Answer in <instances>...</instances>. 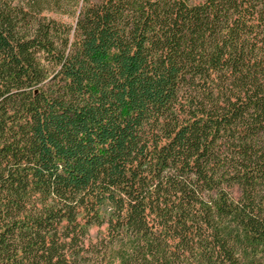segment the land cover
I'll use <instances>...</instances> for the list:
<instances>
[{
    "label": "trees",
    "instance_id": "obj_1",
    "mask_svg": "<svg viewBox=\"0 0 264 264\" xmlns=\"http://www.w3.org/2000/svg\"><path fill=\"white\" fill-rule=\"evenodd\" d=\"M0 264H264V0H0Z\"/></svg>",
    "mask_w": 264,
    "mask_h": 264
},
{
    "label": "rangeland",
    "instance_id": "obj_2",
    "mask_svg": "<svg viewBox=\"0 0 264 264\" xmlns=\"http://www.w3.org/2000/svg\"><path fill=\"white\" fill-rule=\"evenodd\" d=\"M53 16L56 17L59 20L64 21V22H69V23L73 22L72 18H69V17H66V16L65 17L64 16H59V15H53Z\"/></svg>",
    "mask_w": 264,
    "mask_h": 264
}]
</instances>
